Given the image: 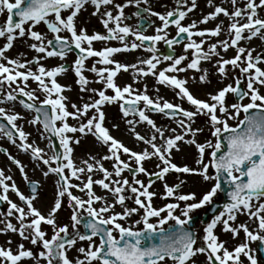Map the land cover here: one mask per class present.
<instances>
[{
  "label": "snow or ice",
  "instance_id": "6c2138e0",
  "mask_svg": "<svg viewBox=\"0 0 264 264\" xmlns=\"http://www.w3.org/2000/svg\"><path fill=\"white\" fill-rule=\"evenodd\" d=\"M207 3L213 10L199 21L192 20L185 25L183 21L197 8V0H176V7L165 13L151 7L140 9L141 4L149 5V0H126L124 4L114 3V0H0V14L7 13L5 21L0 23V38L5 40L0 46V104L10 102L14 105L18 101L23 109L34 112L35 116L28 122L56 137L62 149L57 151L50 139L47 151L29 142V134L17 124L24 116L0 107V119L10 126L6 128L0 124V134L20 151L30 154L42 176L53 179L54 186L52 203L44 214L34 204L38 198V182L29 181L23 163L5 150L7 159L16 166L22 178L29 181L30 193L21 192L12 176L0 169V202L8 206L6 212L0 213L4 217L0 219L3 225L0 233H14L39 250L33 252L19 243L14 251L9 239L7 247L0 246V264H22L25 260L34 264H198L197 254H204V264H245V261L246 264H260L257 252H264V93L261 92L264 68L260 65L264 63V54L254 57L253 50L241 46L240 42L253 38L264 40V17L258 14L259 9H264V0H245L242 6L238 5V0H230L231 10L215 5L213 0ZM89 4L94 9L92 15L99 16L106 34L96 31L89 34L85 28L77 27L79 13ZM133 4L139 9L135 13L137 17L143 19L142 13H147L160 21L154 34L146 35L139 26L134 29L123 23L124 9ZM109 6L115 9V14ZM221 15L229 21L226 26L228 39L218 40L205 50L206 39L218 37L224 30V22L221 20L211 29H199L197 25L207 24ZM41 23L51 39L33 30ZM170 27L175 28V36L171 38ZM24 37L33 41L28 47L36 55L23 61L9 58L6 53L14 41ZM111 40L118 41L120 46L105 45L99 50L93 47L94 42ZM182 41L184 52L191 50V58L184 54L163 58L157 55L159 42L173 49ZM229 48L235 49V55L225 59L221 50L227 52ZM137 49L150 55L138 58L135 63L113 58ZM73 50L78 53L71 66L74 82L81 92L93 95L90 102L71 103L72 111H69V98L63 93L71 89L57 80L69 69L62 64L49 68L41 61L47 58L64 60ZM93 57L97 58L95 63L86 68L85 62ZM214 57L215 70L221 78L227 77L228 65L233 70L238 69L240 75L234 83L207 93L208 99L203 100L190 91L188 80L178 74L193 70L201 73L200 84L208 83V72L201 69V62L212 61ZM162 61L170 63L158 68ZM129 69L133 72L132 83L118 84L117 76L121 72L128 73ZM85 71L94 73L96 80H89ZM148 76H152L156 84L172 89L190 108L159 95L149 96L146 84L143 90L133 87ZM29 81L35 83L36 88L30 89ZM93 82L100 83L102 88H90ZM242 82L246 88L241 87ZM108 90L111 94H107ZM228 94L236 97L235 102L228 103ZM112 104L118 105L129 133L135 141L145 145L144 148L133 150L110 134L105 126L104 108ZM148 113L161 114L173 120L176 127H160ZM200 115L207 118L212 137L204 142L197 139V134L204 129L192 127L195 117ZM69 118L76 123L69 124ZM229 121L236 123L232 125ZM141 124L147 126L146 134L136 130ZM89 135L106 149V154L99 159L89 154L88 159L78 165L72 145ZM182 146L194 149L191 164L174 162V153L181 152ZM153 159L156 170L149 171L144 164ZM103 160L112 161L111 171L104 167ZM125 171L131 174V181L123 176ZM96 173H101L102 178L93 179ZM140 174L148 178L147 182L137 178ZM170 174L173 176L171 184L167 181ZM181 176L197 177L202 185L214 183L204 188L198 197L195 191H180L187 183ZM156 181L163 182L162 198L175 202L153 207L152 198L156 193L149 189ZM225 183L230 188L227 202L203 227V235L197 236L188 228L191 214L211 205ZM97 185L105 195H97ZM9 192L21 203L13 202ZM127 200H132L136 207H129ZM65 205L70 209V223H59L57 214ZM117 205L122 211H115ZM178 209L179 214H176ZM141 210L140 219L132 225L121 223ZM239 215H246L256 225L255 230L246 223L235 224ZM10 218L17 223H12ZM135 225L142 227L137 229ZM45 226L51 230L50 237ZM218 226L233 239L243 231V242L230 250L226 247L227 241L217 236ZM155 237L159 238L158 243H145ZM83 242H87L86 246ZM255 242L259 243L254 250L250 245ZM72 251L75 256L69 255Z\"/></svg>",
  "mask_w": 264,
  "mask_h": 264
},
{
  "label": "rangeland",
  "instance_id": "374dc122",
  "mask_svg": "<svg viewBox=\"0 0 264 264\" xmlns=\"http://www.w3.org/2000/svg\"><path fill=\"white\" fill-rule=\"evenodd\" d=\"M213 1H216L220 6L228 8L229 10H231V8H232L230 0H213ZM114 3L124 4V3H126V0H123V1L114 0ZM89 5H91V4H89ZM238 5L242 6L239 3H238ZM142 6H143V8L144 7H151V9L154 10V11H157V12H160V13H165L166 11L172 10L173 8L176 7V0H149V5L141 4L140 9H143ZM200 7H202L203 11H206V14L213 10L212 7H210L208 5L207 0H197V8L201 10ZM109 8L115 14V9H111L110 6H109ZM93 10L90 11L87 15H84L82 11L79 13L80 17H77V19H76L77 27L78 28H80V27L85 28L88 31L89 34H91L93 31L100 32L102 34H106V30L103 28V25L100 22L99 16L98 15H96V16L92 15ZM102 10H103V7H102ZM138 10L139 9L134 4L127 6L124 9L125 19L123 21H127L128 23L133 21L135 23V26H134V29H135V28H137V26H139V22L141 20H144L146 24L142 27V29H143L142 32L144 34H147V35H148L149 32H150L151 35L154 34V30L149 28L150 27V21H151V23H154V22L157 23V25L160 23V21L156 17L149 16L147 13H142L143 19H141V18H139V17H137L135 15V13ZM189 17H190V15H188V17L183 21V23L185 25H186ZM223 18L225 20V26H227L229 21H228L227 18H225V17H223ZM4 21H5L4 14H0V23H2ZM90 21H93L95 29H97V30L88 28V24H90ZM33 30H35L37 32H40L42 34H45L46 37L49 38V39L52 38L51 34L48 33L47 28H46V26L43 23H41L39 25H36ZM168 31H169V37L170 38L172 36H175L174 27H170ZM220 35L224 38V39H221V40L228 39V33H227V28L226 27L224 28V30L221 32ZM131 39H132V37H129V40H131ZM216 39H217V37H211L209 39L207 38L206 39V43L204 45L205 50H207L209 45H211L212 43H215L216 41H218ZM257 40H259L257 42H259V45H260V48H258V49H251L248 45L247 46L242 45V46H244V47H246L248 49L253 50V56L254 57L257 54H264V40H260V39H257ZM32 42L33 41L29 40L27 37L17 38L14 41L13 45L16 46V45L22 44L23 47L25 48L24 53L22 52V55H21V53L20 54L17 53L16 50L13 49L14 51L10 52V49H9L7 51V53H6V55L9 58H19L22 61L24 59H29L30 60L36 55V53H34L28 47V45L30 43H32ZM183 42L184 41H182L180 44H176V45L173 46V49H172L173 50V56H179V55L184 54V55H188L189 58H191V50H189L188 53H185L184 50H183ZM3 43H5L4 38H0V46H2ZM105 43L113 45V44H117L118 41L111 40V41H107ZM164 46H165V44L163 42H159L156 45V47L158 49L157 55L160 56L161 58H163V56H164V55H160L161 53L165 52ZM93 47L95 49H97V50L101 49L102 47H104L103 41L94 42L93 43ZM229 49H231V48H229ZM229 49H228L227 52H224L223 50H221V56H223V58L229 59V58H232L235 55V50L230 52ZM136 51L139 53V58H146V57H148L150 55V53H148L147 51H144L143 49H137ZM226 54H228L229 56L226 57L225 56ZM96 59L97 58H95V57L89 58L85 62L86 68L91 67L95 63ZM74 60L75 59L73 58V56L66 55L64 60H60L59 58H47V59L41 61V63H43L45 66H47L49 68H51L53 66L61 65V64L69 66V70L66 73H64V74L60 75L59 77H57V79L59 81L61 80V82H62L61 84L62 85H67L71 89L70 91H65L63 93L65 96H67L69 98V108H68L69 111H72L71 103L82 104L83 102H86V101L90 102V97H92V95H93L91 92H81L80 88H79V85H77L74 82L75 81V77H74V73H73L72 68H71ZM213 60H214V62L212 64H208L205 61L201 62V69L207 70V72H208V80L210 81L208 83L200 84L198 82V77H199V75H201V73L194 72L193 70H191V74L192 75H191V78H190V83H188L187 87L190 89V91L197 98H198V94H196V93H199V92H202V91L203 92L206 91V92H209V93L210 92L214 93L219 88H222V87H224L227 84L234 83L235 78L240 75L238 69L237 70H233L231 68V66L228 65V66H226V68L228 69L227 77L221 78L218 75V73L216 72V70H215V60H216V58L214 57ZM162 63H165V66H166L170 62L169 61H162ZM185 63H187V61H185ZM262 64H263L262 67L264 68V63H262ZM101 66L102 65H97V67H101ZM129 70L130 71L128 72V76L125 77L124 79L120 80L119 78H116V82L118 84L124 85V84L132 83L133 72H132L131 69H129ZM84 75L91 81H95L96 80L95 74L92 73V72L85 71ZM193 77H196L197 79L193 80L192 79ZM145 84L147 85V93L151 97H156L157 95L160 96L161 93L165 94L170 89V88H166L164 86L156 84L155 80H154V78L152 76H148V77L143 78L139 83L133 84V87L138 89V90H143ZM242 85H243V88H246V85L243 82H242ZM89 87L90 88L100 89V88H102V85L100 83L93 82V83H91L89 85ZM29 88L30 89L36 88V84L31 82V81H29ZM157 88L159 89L158 93L156 92ZM261 92L264 93V88H261ZM107 94H111V90H108ZM42 98L43 97L41 96V99ZM164 99H167V98L164 97ZM169 99H170L169 100L170 102L180 103V104H182V106L184 108H190V106L187 104L186 101H184V102L180 101L179 98L176 97L175 95H172V96L170 95ZM227 101H228V103L235 102L234 97H233L232 94H228ZM244 102H247V100H245ZM15 104H17V102H15ZM11 105H12V103L5 102L3 104H0V107H4L6 110H10V108L12 107ZM104 110H105V113H106L105 126L108 127L109 130L110 129H112L113 131H115V130L117 131L118 130L119 132H121V134H124L125 131H128V126L125 124L124 120L121 118V115L119 113V109H118V105L117 104L106 105ZM24 112H25L24 114H25L27 122L22 128L27 134H29L28 135V141L34 143L36 146H39L41 148H44L45 150L46 149L48 150V141L49 140H48L47 136L43 133L42 127L39 126V125H37V126L31 125L28 121H30L34 117V115L32 113H29L27 110H24ZM148 114L150 115V117L152 119L155 120L157 125L160 126V127H163V128H169V127L175 128L176 127V124H175V122L173 120H170L169 118L164 117L161 114H158V113H148ZM131 118L132 117L130 116L129 119H131ZM206 120H207V118L205 116H202V115L197 116V117H195V123L192 125L193 128H203L204 129L203 132L197 134V139H198L199 142H204L206 139H212V137L210 135V131H209V126L206 123ZM68 123L69 124H75L76 121H69ZM229 123L232 124V125H235L236 122L235 121H229ZM17 124L20 125V123H18V121H17ZM113 125H118V127H113ZM136 130L139 131L141 134H146L148 132L147 126L146 125H142V124L141 125H137V129ZM178 131H179V129H178ZM77 135H79V134H77ZM129 135H130V133H129ZM166 135H169V133L166 132ZM87 137L92 138L94 140V138L91 137L90 135L87 136ZM129 138H131V136H129ZM6 142L7 141L4 139L2 134H0V147H5V145H6L8 147L7 153H10L13 157L19 159L23 163V165L25 166V171H27V172L29 171L31 173H32V171H35V167H36V163L37 162L35 163V161H32L30 159V154H26V153L20 151L10 141H8V143L5 144ZM96 143H98V142H96ZM72 146H74V145H72ZM100 147L102 148L101 152L98 153L95 156L97 159H99L100 157H102L103 155L106 154V149L104 147H102V146H100ZM128 147L133 149V145H129ZM190 149H192V151L190 150V152H192V154L194 155L195 154L194 149L193 148H190ZM61 151H62V149H61ZM49 154H51V153H49ZM122 159H126V157L122 156ZM4 162H8L9 163V169H10V171H9L10 174L9 175L12 176L13 180L15 181V183L17 184L19 189L22 191L24 186H25V183L28 182V181H25L22 178V176L19 173V171L16 168V166L14 164H12L7 159V156L6 155L4 156L3 154L0 153V165L3 164ZM174 162L177 163L178 165H182V164L185 163V162H180L179 160H174ZM102 163H103L105 168L109 169L110 171L112 170V167H111L112 166V161L103 160ZM155 163H156V161H155V159H153L152 161H146L144 166L149 171H155L156 170L155 169ZM77 164L79 165L80 162L77 163ZM40 167H43V166L41 165ZM133 167H135L134 164H133ZM37 169L40 170V168H38V167H37ZM123 176L127 177L130 181L132 179V176L130 175V173L128 171H125L123 173ZM93 178L94 179L102 178V174L101 173H96V174L93 175ZM137 178L141 179V180H143L145 182H147V180H148V178L143 176V174L138 175ZM35 179H36V176H34V174H33L32 178L29 179V181L30 180L34 181ZM181 179L190 180L188 176L187 177L181 176ZM192 180L193 181H199V178L191 177V181ZM167 181L170 184L173 183V176L171 174L167 177ZM73 182L74 183H78V181H73ZM211 183H214V182H208L207 184H204V185L200 184V188L201 189L199 188V191H196L197 196L198 197L200 196L201 190L204 189L205 185L209 186ZM95 188L100 190L101 195H105L104 191L101 190L98 185L95 186ZM149 190L156 193V195L152 198L153 207H161V206H163L166 203L175 202L171 198H169V199L162 198V194H163L164 189H163V182H161V181H156L153 184L152 188H150ZM73 191H74V194L80 195V196L83 197L82 193H80V192H78L76 190H73ZM180 191L181 192H188L185 189L184 190L180 189ZM9 197L12 198L13 202H15V201L17 202V200H18V197H16L13 193H11V195ZM52 198H53V195H52ZM108 198H109V200H111L110 196ZM220 201H221V195L218 192L217 196L214 197L213 202L219 203ZM37 202L38 201L35 202V206L38 209L43 210V211H41L42 213H47L49 206H47V204H46V209L44 207V209H45L44 210V209H41L40 207H38V205L36 204ZM126 204L129 207H136V205H134L132 200H127ZM97 206H99V205H97ZM205 207L207 208V206L205 205L201 209L195 210L191 214L192 218L196 217V216H201L204 213V211L206 210ZM115 211H117V212L122 211L121 206L117 205L116 208H115ZM179 211L180 210L178 209L176 214H179ZM141 213H142V210H141L140 213L133 214V216L131 218H129L127 220V222L121 221V223L124 224L125 226H130V225H132L134 223V221H136L137 219H140ZM70 214H71L70 213V209H68L67 206L65 205L64 207H62V209L57 214L58 222L59 223H70V221H69ZM0 219H4V217L0 216ZM11 220H12V223H14V224L17 223L14 218H11ZM247 220L249 221V219H248V217L246 215H239L237 217V220H236L235 224H240L242 222L247 223ZM169 223L172 224L173 222H169ZM0 227H3V225H0ZM135 227L137 229H139V228L142 227V225H135ZM255 228H256V225H254L253 230H255ZM44 230L48 233V236L50 237L51 234H52L50 228L45 226ZM69 230H70V232L72 231L71 228ZM81 231H82V227H81ZM215 232H216V234H217V236L219 237L220 240L229 242L230 243L229 245H230L231 248H233L236 245L242 243L243 240H244V233L243 232H242V235H243L242 239H240V240L233 239L231 237L230 233H226V232L221 231V227L220 226L217 227ZM8 234L10 235L11 233L9 232ZM15 236H17V235L16 234H14L13 236L11 235V238L16 240L15 243L12 242L13 245L11 244L12 245V249L14 251L16 250V247H17V245L19 243H24L25 248L32 249L33 252H38L39 249L36 246L31 245L27 241H21L19 236H17L18 239H19L18 240V239H16ZM9 239H10V236H9ZM83 243L86 246L87 242H83ZM253 246H255L254 243H252L250 245L251 248H253ZM69 255L70 256H75L76 253L74 251H72V252L69 253ZM245 263H246V261H245ZM22 264H34V262L31 261V260H25V261L22 262ZM260 264H264V263H260Z\"/></svg>",
  "mask_w": 264,
  "mask_h": 264
},
{
  "label": "bare ground",
  "instance_id": "6f19581e",
  "mask_svg": "<svg viewBox=\"0 0 264 264\" xmlns=\"http://www.w3.org/2000/svg\"><path fill=\"white\" fill-rule=\"evenodd\" d=\"M121 1H123V0H121ZM140 7H141V5H140ZM142 8H143V6H142ZM200 8H201V10L196 8V9L193 10V12H191L189 14L190 17L188 18V21H187L186 25L188 23H190L192 20L199 21L203 15H206V11H203L202 7H200ZM92 10H93V6L92 5H87L82 10V12H83L84 15H87ZM78 17H80V15ZM221 20L224 22L222 27L225 28L226 26H225V20H224L223 16L222 17H218L216 20H211L207 24L198 23L197 27L199 29H211V28H214L216 26V24L220 23ZM123 23L125 25H128V26L133 27V28L135 26V23L133 21L130 22V23H128L127 21H123ZM156 26H157V23H155V22L151 23V21H150V27H149L150 29L154 30ZM88 28L89 29H95L93 21H90V24H88ZM95 30H97V29H95ZM148 35H151L150 32L148 33ZM194 39L199 41L200 37H194ZM221 39H224V38L220 35V36L217 37L216 40H221ZM257 39L258 38H253L251 40H243V41L240 42V44H241V46L242 45H245V46L248 45L251 49H258V48H260V45H259V42H257V41H259ZM103 45L104 46L105 45L112 46V47H119L120 46L119 42L117 44H113V45L106 44L105 42H103ZM13 49L16 50L17 53H19V54L21 53V55H22V52L24 53V50H25V48L23 47L22 44H19V45H16V46L13 45V47L10 49V52L14 51ZM233 50H235V49H233V48L229 49L230 52H232ZM225 56L228 57L229 55L226 54ZM113 58L115 60H117V61L124 62V63H135L137 61V59L139 58V53L137 51L128 52V53H119V54H116ZM205 62L208 63V64H212L214 62V60L205 61ZM260 66L262 67L263 64H261ZM163 67H165V63H161L158 66V68H163ZM178 75H179L180 78L187 79L188 83H190V78H191V75H192L191 74V70H188L185 73H179ZM127 76H128V73L121 72L117 76V78H119L121 80V79H124ZM58 82L62 83L61 80L60 81L58 80ZM207 93H209V92H206V91L203 92L202 91V92H199V93H196V94H198V98L203 99V100H207L208 99ZM170 95L171 96L175 95V93H174V91L172 89H169L167 91V93H165V94L164 93L160 94L161 97H163V98L166 97L168 101L170 100L169 99ZM11 106H12L10 108L11 111L18 112V113H20L21 115L24 116V119L18 120V123H20V126L23 127L26 124V122H27L25 114H24L25 113L24 109L22 108L21 105H19V103L14 104V105L12 104ZM69 121H74V120L69 118L68 122ZM110 134L112 136H114L116 139L121 140L127 146L133 145V150L139 151V150H141L142 148L145 147V145H143L142 143H139V142L135 141L134 137L131 134L129 135V131H125L124 134H121V132H119L118 130L117 131L116 130L113 131L112 129H110ZM129 136H131V138H129ZM72 147L74 148L73 157H74L76 163H79V162L81 163L82 160L88 159L89 154H91L92 156H96L98 153L101 152V149H102L98 145V143H96L92 138H89L87 136L86 137H82V139L80 140V143L79 144H74V146H72ZM190 150L192 151V149H190V147L182 146V151L181 152L174 153V160H179L180 162H185L187 164H191V162H192L191 161V157L193 156V154H192V152H190ZM32 173L34 174V176L37 175L35 171H33ZM188 177H189L190 180H187V183L181 189H183V190L185 189L188 192H190V191H195V192L199 191V188H200L199 181H193V180L191 181V176H188ZM47 180H49V179H47ZM206 187L207 186L205 185L204 188H206ZM95 191H96L97 195H101L99 189L95 188ZM201 192H202V190H201ZM45 203H46L45 200H43V198H42L41 203H37V205H38V207L44 209ZM242 223H244V222H242ZM246 224H248L251 229H253L254 225H255V224H253L252 222H250L248 220H247ZM242 232L243 231H241L239 233V235L235 238L236 240L242 239V236H243ZM13 242H16V240H13Z\"/></svg>",
  "mask_w": 264,
  "mask_h": 264
},
{
  "label": "flooded vegetation",
  "instance_id": "af4514ba",
  "mask_svg": "<svg viewBox=\"0 0 264 264\" xmlns=\"http://www.w3.org/2000/svg\"><path fill=\"white\" fill-rule=\"evenodd\" d=\"M245 2V0H238V3L239 4H241V5H243V3ZM213 3L215 4V5H219L216 1H213ZM258 14L259 15H261L262 17H264V10L263 9H259L258 10ZM5 16H7V13L5 12ZM4 136V135H3ZM4 138H6L5 136H4ZM7 139V138H6ZM8 140V139H7ZM8 142H6L5 144H7ZM5 150H8V147L5 145V147H0V153L1 154H3V155H6L5 154ZM0 169H3L4 171H5V174L6 175H9L10 173H9V171H10V169H9V163L8 162H4L3 164H1L0 165ZM32 171V170H31ZM27 172V171H26ZM33 172V171H32ZM35 172H36V179L34 180V181H32V180H30V181H32V182H38V186H39V192H38V198H37V200H35L34 201V204H35V202L36 201H38L37 203H41V200H42V198H43V200H45V209H46V204H47V206H50L51 205V203H52V195H54V186H53V179H50V178H45V177H43L42 176V173H41V171L39 170V169H35ZM27 174H28V177H29V179H31L32 177V175H33V173H31V172H27ZM47 179H49V180H47ZM52 180V181H51ZM28 184H29V181L28 182H26L25 183V186H24V188H23V190H22V192L25 194V195H28L29 193H30V190H29V187H28ZM53 193V194H52ZM11 195V193L9 192V196ZM11 198V197H10ZM12 199V198H11ZM2 204H1V206H0V213H4V212H6V210H7V204L6 203H4V202H1ZM15 203H21L20 201H19V199L17 200V202L15 201ZM36 203V204H37ZM41 209H43V208H41ZM44 209V210H45ZM41 211H43V210H41ZM44 214H46V213H44ZM11 219V218H10ZM209 222V221H208ZM207 222V223H208ZM206 225V223L205 224H202V223H197L196 225H195V227H194V230L193 231H195V233H196V235L197 236H202L203 235V227ZM11 235L13 236L14 235V233H11L10 235L8 234V233H0V246H4V247H7L8 245H7V241L9 240V236H10V239H11V241L13 242V240H15V239H12L11 238ZM18 236V235H17ZM17 236H15L16 237V239H18V237ZM20 238V237H19ZM19 240V239H18ZM15 243V242H14ZM199 243H201L200 241H198V244ZM258 243L259 242H255L254 244H255V246H253V248H254V250L255 249H257V245H258ZM227 244L229 245L230 243L229 242H227ZM226 244V247H228L230 250L232 249L231 247H230V245L228 246ZM13 245V244H12ZM12 245H11V248H12ZM234 248V247H233ZM257 255H258V260H260L261 262H263L262 260H261V257H260V255H259V252H257ZM196 259H197V261H198V264H204V254H197V257H196ZM242 259H244L243 257H242Z\"/></svg>",
  "mask_w": 264,
  "mask_h": 264
},
{
  "label": "water",
  "instance_id": "95a60500",
  "mask_svg": "<svg viewBox=\"0 0 264 264\" xmlns=\"http://www.w3.org/2000/svg\"><path fill=\"white\" fill-rule=\"evenodd\" d=\"M143 24V23H142ZM166 50H167V55H169V56H171V51H170V49L166 46ZM75 51V50H74ZM76 52V54L78 55V53H77V51H75ZM241 87H242V85H241ZM235 100H236V97H235ZM0 124H3L1 121H0ZM6 128H9V127H6ZM48 134V133H47ZM48 136L50 137V139L53 141V143H54V145L56 146V149H57V151H58V147H57V142H56V140H55V137H52L50 134H48ZM153 180H155V178L153 177L152 178ZM230 190V188L229 187H227V184L225 183V184H223V187H222V189H221V193H222V197H223V201L221 202V203H219V204H214V205H211L208 209H207V211L205 212V214H204V216H203V222L205 223L206 221H207V219L209 218V217H212V216H214L221 208H222V205L224 204V203H226L227 202V191H229ZM85 219H86V217H85ZM196 221H197V219H192V221L190 222V224L188 225V227H189V229H193V227H194V224L196 223ZM82 223H83V221H82ZM159 242V238L158 237H155L153 240H151V241H145V243L146 244H152V243H158Z\"/></svg>",
  "mask_w": 264,
  "mask_h": 264
}]
</instances>
